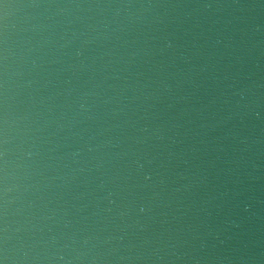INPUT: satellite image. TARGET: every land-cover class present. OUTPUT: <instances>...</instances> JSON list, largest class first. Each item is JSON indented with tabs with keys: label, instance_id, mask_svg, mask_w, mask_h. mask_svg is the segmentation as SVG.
<instances>
[{
	"label": "water",
	"instance_id": "obj_1",
	"mask_svg": "<svg viewBox=\"0 0 264 264\" xmlns=\"http://www.w3.org/2000/svg\"><path fill=\"white\" fill-rule=\"evenodd\" d=\"M0 264H264V0H0Z\"/></svg>",
	"mask_w": 264,
	"mask_h": 264
}]
</instances>
